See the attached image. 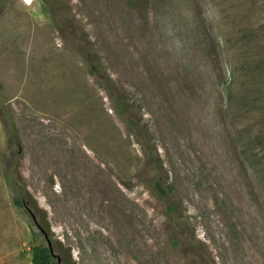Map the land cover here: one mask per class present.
<instances>
[{
	"label": "rangeland",
	"instance_id": "obj_1",
	"mask_svg": "<svg viewBox=\"0 0 264 264\" xmlns=\"http://www.w3.org/2000/svg\"><path fill=\"white\" fill-rule=\"evenodd\" d=\"M25 204L61 264H264V0H0V264Z\"/></svg>",
	"mask_w": 264,
	"mask_h": 264
},
{
	"label": "trees",
	"instance_id": "obj_2",
	"mask_svg": "<svg viewBox=\"0 0 264 264\" xmlns=\"http://www.w3.org/2000/svg\"><path fill=\"white\" fill-rule=\"evenodd\" d=\"M92 70L95 72H99V65L95 64L94 62L90 61ZM116 105L121 109L123 107V99L121 94H115L114 96ZM134 128H136V124L133 123ZM146 146V145H145ZM145 154L148 156V159L153 158L154 153L148 146L144 150ZM156 189L159 192L160 195L166 197L167 191L165 190L164 184L160 181H156ZM25 207L28 208L27 204H25ZM33 264H58L56 259L52 256L50 253V250L48 246L45 245H37L33 247Z\"/></svg>",
	"mask_w": 264,
	"mask_h": 264
},
{
	"label": "water",
	"instance_id": "obj_3",
	"mask_svg": "<svg viewBox=\"0 0 264 264\" xmlns=\"http://www.w3.org/2000/svg\"><path fill=\"white\" fill-rule=\"evenodd\" d=\"M28 211L29 213L31 214L32 216V219L35 223V225L38 227V229L44 234V236L46 237V240H47V246L50 250V253L52 254V256L56 259L57 263L58 264H61V258L60 256H58L56 253H54V249H53V245H52V242L51 240L49 239V236L47 234V232L42 228V226L38 223L37 219H36V216L34 215V213L32 212V210L30 208H28Z\"/></svg>",
	"mask_w": 264,
	"mask_h": 264
},
{
	"label": "flooded vegetation",
	"instance_id": "obj_4",
	"mask_svg": "<svg viewBox=\"0 0 264 264\" xmlns=\"http://www.w3.org/2000/svg\"><path fill=\"white\" fill-rule=\"evenodd\" d=\"M27 211H28V208H27ZM29 212V211H28ZM30 214V213H29ZM31 215V214H30ZM32 217V216H31ZM42 233V232H41ZM43 234V233H42ZM44 235V234H43ZM45 237V236H44ZM45 239H46V237H45Z\"/></svg>",
	"mask_w": 264,
	"mask_h": 264
}]
</instances>
